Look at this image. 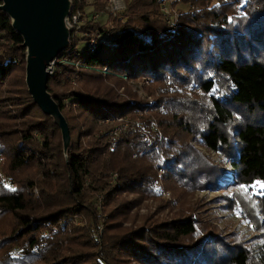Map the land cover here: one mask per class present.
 <instances>
[{"label":"trees","instance_id":"1","mask_svg":"<svg viewBox=\"0 0 264 264\" xmlns=\"http://www.w3.org/2000/svg\"><path fill=\"white\" fill-rule=\"evenodd\" d=\"M124 1L112 11L109 0H72L84 19L47 80L72 137L66 158L59 126L27 89L22 36L0 9V264H264V0H174V26L158 0ZM88 5L107 20L87 17ZM138 110L113 147L96 134L111 125L99 119ZM190 138L226 157L235 179ZM156 179L175 214L124 225L140 198L160 199ZM201 187L242 212L258 231L252 243L194 212L183 192Z\"/></svg>","mask_w":264,"mask_h":264},{"label":"water","instance_id":"2","mask_svg":"<svg viewBox=\"0 0 264 264\" xmlns=\"http://www.w3.org/2000/svg\"><path fill=\"white\" fill-rule=\"evenodd\" d=\"M72 0H0V9L21 34L25 48V82L33 100L52 117L61 130L62 151L67 157L72 144L68 123L47 89L48 76L56 55L70 41L66 24Z\"/></svg>","mask_w":264,"mask_h":264},{"label":"rangeland","instance_id":"3","mask_svg":"<svg viewBox=\"0 0 264 264\" xmlns=\"http://www.w3.org/2000/svg\"><path fill=\"white\" fill-rule=\"evenodd\" d=\"M172 4L173 6H175L174 1ZM85 12L87 17L92 18L94 11L92 10V7L90 5L85 6ZM97 20H99V22H105L107 20V12H99V16ZM122 78L127 82H129L132 85L133 89H135L139 93V95L148 98V100H152V96L145 93L143 88L144 83L142 82V80H128L127 76L123 74H122ZM141 114H143V111L138 110L135 116H132L131 114L128 113L124 115L122 119L119 118H115L112 120L107 118L99 119V120H105V121H98L101 124H109V125L111 124V125L107 128L106 127L104 128L103 125H101V127L97 130L96 134H101V133L110 134L113 137V141L110 147L111 146L113 147L116 143V138L119 137L120 135V131L126 129L127 127H136L140 119L139 115ZM189 142L195 148L206 154L214 164L223 167L225 169L226 177L228 179H230L231 181L235 179L234 172L231 171L230 164L228 163L226 157H223L222 155L216 152L215 153L210 152L209 150L205 149L201 144H199L197 141H195L194 138H190ZM115 177H116V173L113 172L110 176V180L114 181ZM3 181L4 184L11 185V178L9 176H4ZM155 186L158 192L160 193V199L152 198V197L140 198L138 204L132 207L129 218L123 220L124 225L134 224L135 222L141 221L145 217L161 219V218H168L175 214L174 209L166 205L164 202L163 203L160 202L161 199L164 201V200H170L173 197L171 189L168 188L166 185H164L160 179L155 180ZM238 188L240 191L244 192L245 196H247L246 188H243L241 186H239ZM261 188H263V183L259 182L255 184L252 189L255 192H257V190ZM34 191H36V188H34ZM188 191L189 190L186 189L183 192L184 199H186L187 203H189L192 206L194 212L198 213L200 217L205 219L207 222H210L212 225L213 224L216 225L218 231L225 234H230L231 232H235L238 234V236H240V238L246 240L248 244L252 243L255 240V236L258 231L249 225L248 219L242 214V212L238 209L226 208L224 207L223 201H218L217 198L220 192L219 189L217 188L213 189L212 187H201L196 189L192 193ZM101 197H102L101 193L97 194L95 201L99 202ZM99 203H100L98 205L99 207L101 208L104 207V205L101 202ZM256 213L259 217L261 218L263 217V214L259 209H257ZM132 264H136V263H132Z\"/></svg>","mask_w":264,"mask_h":264},{"label":"built area","instance_id":"4","mask_svg":"<svg viewBox=\"0 0 264 264\" xmlns=\"http://www.w3.org/2000/svg\"><path fill=\"white\" fill-rule=\"evenodd\" d=\"M174 0H158L160 10L163 12L166 22L170 26L176 25V8L173 6ZM125 6V1L123 0H109L108 8L112 11L121 9ZM99 16V12L94 11L92 18L97 19ZM82 13L79 9H76L75 11L71 12L66 17V24L68 25L71 30L76 29L75 32L77 33L80 25L83 22ZM96 44V38H91L87 42L88 47H92ZM119 119H122V117H117ZM212 153H215L214 151H210ZM231 167V166H230ZM231 171H233L232 167L230 168ZM9 181V179H8ZM168 193V192H166ZM15 254H17V251L15 250Z\"/></svg>","mask_w":264,"mask_h":264}]
</instances>
